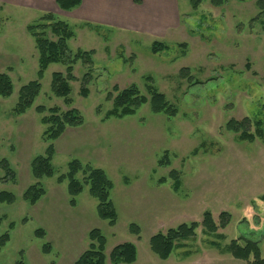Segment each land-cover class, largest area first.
Listing matches in <instances>:
<instances>
[{
    "label": "rangeland",
    "instance_id": "rangeland-1",
    "mask_svg": "<svg viewBox=\"0 0 264 264\" xmlns=\"http://www.w3.org/2000/svg\"><path fill=\"white\" fill-rule=\"evenodd\" d=\"M256 1L224 0L215 7L203 0L193 10L189 0H173V23L157 34L51 13L74 32L67 41L71 57L79 50L93 52L91 70L81 60L73 65L68 106L50 87L52 74L66 75V65L51 64L32 106L15 116L20 88L34 81L38 71L34 40L26 27L50 12L0 0V73L13 84L11 96L0 97V161L8 162L16 179L2 182L5 172L0 169V192L15 197L13 204L0 205V236L9 235L0 264H74L87 249L93 229L106 240V264L110 251L124 243L136 247L133 264H250L227 252L232 240L241 246L245 240L257 242L264 258V138L241 141L225 129L230 120H264V15L258 16ZM154 42L166 49L152 53ZM88 70L84 98L81 80ZM149 77L176 109L175 116L155 114L147 103L133 116L104 120L112 109L107 96L117 94L114 87L121 91L135 85L147 95ZM38 106L45 108L43 115L36 112ZM53 107L77 110L83 124L67 128L52 142L54 175L37 181L30 163L44 156L50 144L43 138L40 119ZM72 160L103 170L112 182L114 226L98 217L97 202L86 185L76 205L69 204L67 181L58 183L57 178L67 173ZM173 174L180 182L177 191ZM77 179L82 182V175ZM37 182L46 193L31 206L22 195ZM205 211L215 223L227 212L230 223L214 235L204 234L199 226L167 260L150 250L152 236L183 223H200ZM131 225L138 227V235ZM39 229L45 232L43 238L35 235ZM45 244L48 254L42 252Z\"/></svg>",
    "mask_w": 264,
    "mask_h": 264
},
{
    "label": "trees",
    "instance_id": "trees-1",
    "mask_svg": "<svg viewBox=\"0 0 264 264\" xmlns=\"http://www.w3.org/2000/svg\"><path fill=\"white\" fill-rule=\"evenodd\" d=\"M241 1V0H240ZM203 0H189L190 7L197 10ZM211 5L220 7L224 0H210ZM55 4L59 10L70 12L78 8L81 0H55ZM256 6L259 9V15H264V0H257ZM27 33L33 38L35 49L38 56V71L37 78L34 81L22 86L18 93V100L13 114L20 116L24 114L34 103L41 89L40 81L44 72L51 64L61 63L66 65V75L61 73H53L51 78V92L54 96L62 98L66 105H70L68 96L70 95L69 83L75 80L72 75V67L81 60L87 65L89 70L92 66L93 52L78 51L73 57L67 47V41L74 36L71 27L63 21H59L51 13H45L36 24H31L26 27ZM49 33V34H48ZM50 35V36H49ZM52 37V38H51ZM185 46V45H182ZM166 49L162 43L154 42L151 51L154 54ZM83 76L81 80L80 95L84 98L88 96V88L90 82V71ZM181 76L184 77L187 71H181ZM116 96L111 94L107 96V100L112 101V109L109 110L104 120L114 118L122 119L133 116L135 112L143 105L149 103L151 110L155 114L163 113L170 117L176 115V109L166 101L165 96L161 94L152 84L151 78H146L147 95L141 93L137 86L130 87L118 91L113 88ZM13 91V84L10 77L6 73H0V97L8 98ZM36 112L43 115L45 108L43 106L36 107ZM41 123L45 126L43 138L50 142L45 150L44 156L34 158L30 163L31 176L39 181L42 178H50L54 175L52 167V159L55 154V149L52 142L56 141L67 128H76L83 124V119L80 113L75 109L60 111L57 107L50 108L48 114L42 116ZM254 128L252 130L251 128ZM225 129L238 135L241 141L253 142L256 139L264 138V120L244 118L241 121L230 120ZM0 169L5 172V176L1 179L2 182H15V173L10 169L8 162L3 159L0 161ZM82 175V182L77 179V175ZM175 180L173 189L177 191L180 182L173 174ZM67 181V193L70 197L69 204L71 207L76 205L75 198L83 191V185L88 187L89 196L96 200V212L101 220L107 221L109 226H114L117 220L114 205L110 200V192L113 188L112 182L101 169L92 168L90 165H83L78 160H72L68 163L67 173L57 178L58 183ZM45 190L36 183L29 186L22 195L24 202L34 206L44 195ZM15 197L9 192H0V205L13 204ZM231 216L227 212H222L218 216V223H215L212 214L205 211L200 223L191 222L183 223L176 228L169 229L165 233H157L149 240L150 250L160 259L167 260L175 248L183 246V242L194 237L199 226L202 227L204 234H217L219 229H225L230 223ZM3 218L0 217V225ZM10 228L14 224L9 225ZM131 230L135 234H139L138 227L131 225ZM38 238H43L45 232L39 229L35 232ZM9 240L7 233L0 236V250ZM89 244L87 249L82 252L74 264H106L104 254L106 240L98 229H93L88 233ZM239 240L230 241L227 246V252L237 260L250 262V264H264V258L261 257L258 243L245 240L243 246L239 245ZM43 254L49 253V245L45 244L42 247ZM137 259L136 247L131 243H124L115 246L109 254L110 264H133ZM23 264V263H19Z\"/></svg>",
    "mask_w": 264,
    "mask_h": 264
},
{
    "label": "crops",
    "instance_id": "crops-1",
    "mask_svg": "<svg viewBox=\"0 0 264 264\" xmlns=\"http://www.w3.org/2000/svg\"><path fill=\"white\" fill-rule=\"evenodd\" d=\"M36 6L50 13L62 12L77 21L122 30L157 34L173 23V0H81L77 9L63 12L55 0H5Z\"/></svg>",
    "mask_w": 264,
    "mask_h": 264
}]
</instances>
